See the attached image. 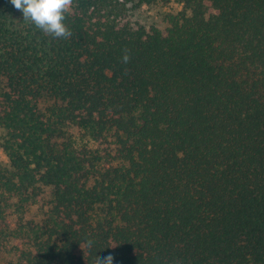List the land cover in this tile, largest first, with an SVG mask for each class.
I'll list each match as a JSON object with an SVG mask.
<instances>
[{"label":"trees","instance_id":"obj_1","mask_svg":"<svg viewBox=\"0 0 264 264\" xmlns=\"http://www.w3.org/2000/svg\"><path fill=\"white\" fill-rule=\"evenodd\" d=\"M65 17L0 0V264H264V0Z\"/></svg>","mask_w":264,"mask_h":264},{"label":"clouds","instance_id":"obj_2","mask_svg":"<svg viewBox=\"0 0 264 264\" xmlns=\"http://www.w3.org/2000/svg\"><path fill=\"white\" fill-rule=\"evenodd\" d=\"M15 9L22 12L24 20L30 21L36 28L54 38L67 39L72 32L64 23L73 0H10ZM127 53V50H125ZM129 55L123 56V62L129 61ZM113 257L104 259V264H112Z\"/></svg>","mask_w":264,"mask_h":264},{"label":"rangeland","instance_id":"obj_3","mask_svg":"<svg viewBox=\"0 0 264 264\" xmlns=\"http://www.w3.org/2000/svg\"><path fill=\"white\" fill-rule=\"evenodd\" d=\"M171 11L170 8H166L161 4L144 5L134 13L132 23L138 26H143L147 29L156 27L161 31H164L167 27L164 18L166 14ZM8 163L9 160L7 156L2 150H0V165H6Z\"/></svg>","mask_w":264,"mask_h":264}]
</instances>
